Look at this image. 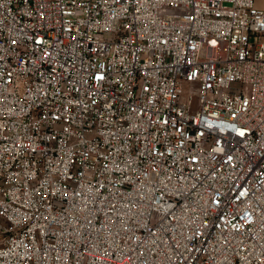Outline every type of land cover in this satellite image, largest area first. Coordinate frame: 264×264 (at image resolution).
<instances>
[{
	"label": "built area",
	"instance_id": "obj_1",
	"mask_svg": "<svg viewBox=\"0 0 264 264\" xmlns=\"http://www.w3.org/2000/svg\"><path fill=\"white\" fill-rule=\"evenodd\" d=\"M0 264H264V7L0 0Z\"/></svg>",
	"mask_w": 264,
	"mask_h": 264
},
{
	"label": "crops",
	"instance_id": "obj_2",
	"mask_svg": "<svg viewBox=\"0 0 264 264\" xmlns=\"http://www.w3.org/2000/svg\"><path fill=\"white\" fill-rule=\"evenodd\" d=\"M255 2L259 7H264V0H255Z\"/></svg>",
	"mask_w": 264,
	"mask_h": 264
},
{
	"label": "rangeland",
	"instance_id": "obj_3",
	"mask_svg": "<svg viewBox=\"0 0 264 264\" xmlns=\"http://www.w3.org/2000/svg\"><path fill=\"white\" fill-rule=\"evenodd\" d=\"M188 86H185V88H187Z\"/></svg>",
	"mask_w": 264,
	"mask_h": 264
}]
</instances>
